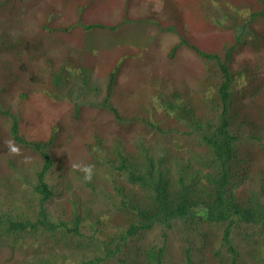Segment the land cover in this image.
Wrapping results in <instances>:
<instances>
[{
  "label": "trees",
  "instance_id": "obj_1",
  "mask_svg": "<svg viewBox=\"0 0 264 264\" xmlns=\"http://www.w3.org/2000/svg\"><path fill=\"white\" fill-rule=\"evenodd\" d=\"M23 1L0 0L6 16L0 54L13 52L16 65L38 84L31 61L44 55L57 30L75 24L53 22V2L42 10L40 0H28L25 11ZM63 1L68 11L84 5ZM205 4L230 33L211 50L180 36L168 53L185 46L200 59L204 74L195 87L153 77L151 91H139L124 107L109 97V73L107 96L91 104L111 112L117 125L111 137L95 124L64 135L56 115L35 102L13 111L0 100L7 122L0 124V242L19 250L0 264H264V74L247 60L233 65L242 48L264 45V0ZM6 13L18 19L13 35ZM32 30L35 40L27 33ZM47 33L53 37L46 40ZM0 61L8 77L12 63ZM46 61L44 96L66 100L77 69L67 60ZM19 96L29 99L25 91ZM78 143L82 154L71 163Z\"/></svg>",
  "mask_w": 264,
  "mask_h": 264
},
{
  "label": "rangeland",
  "instance_id": "obj_2",
  "mask_svg": "<svg viewBox=\"0 0 264 264\" xmlns=\"http://www.w3.org/2000/svg\"><path fill=\"white\" fill-rule=\"evenodd\" d=\"M27 1L24 0L22 5ZM227 1L233 0H82L80 2H84L83 7L79 10L74 7L68 11L63 9V0H40L42 10L53 2V6H48L53 22L58 21L57 24L62 28L74 24L75 26L66 32L57 30L47 50H43L44 55L39 59L34 57L37 60L31 61V69L35 67L34 74L39 76V79H36L38 84L32 82L29 75L20 70L13 52L0 54V59L5 58L12 63L7 77L3 71L4 64L0 61V100L4 102L2 108L20 111L24 104L26 108H30L32 103L29 102H35L34 106L37 104L50 116L56 115L64 126V135L95 124L102 128L104 135L111 137L109 132L117 129L111 112L106 107L99 105L100 108L91 104H99L107 96L109 73H114L109 97L114 101H123L124 107H128L130 101L136 100L142 91H151L153 77L164 82L179 83L185 80L190 88L195 87L204 74L200 59L185 46L178 48L171 57L168 53L180 36L204 50L217 47L222 41L220 38L223 39L231 29L219 26L217 21L211 19V10L206 9L205 2L217 4ZM25 4L19 8L25 10ZM46 14L50 16L47 11ZM5 19L6 16L0 15V24H3ZM9 21L12 26L9 27L8 33L13 35L19 32L18 19L9 17ZM77 22L80 24H76ZM92 23L104 24L107 27L85 29L82 26ZM32 28L37 31L34 23ZM33 30L27 32L31 40L35 34ZM51 37L53 36L47 33L46 40ZM11 43L14 46L16 44L15 41ZM27 44L34 46L31 41ZM23 46L24 44H20L18 48L23 49ZM21 55L23 61L29 59L25 53H20L19 56ZM47 57L53 58L56 66L59 62L67 60L68 63H65L77 69L74 70L71 90L69 93L65 91L66 95L69 94L68 100L59 97L57 101L51 102L44 96V87L50 86ZM243 60L249 61L252 68L264 74V45L254 50L242 48L233 59V65L237 66ZM84 75L88 76V79L85 85H82ZM79 87L82 89L78 92ZM23 91L29 95L28 100L23 101L20 98L19 93ZM74 105L79 106V119L74 118ZM0 124L7 125L1 116ZM41 127H45V120ZM134 131L135 129H132L130 133ZM61 139L63 140V136ZM4 142L9 145V138H5ZM80 145L81 143L75 145L78 151L70 152L71 163L77 162L78 156L82 154ZM56 147L59 151L66 148L64 144ZM64 171L69 172L68 169ZM49 207L52 213L57 208L56 203ZM3 244L0 242V262L6 263L15 259L19 250L17 247L10 249Z\"/></svg>",
  "mask_w": 264,
  "mask_h": 264
},
{
  "label": "clouds",
  "instance_id": "obj_3",
  "mask_svg": "<svg viewBox=\"0 0 264 264\" xmlns=\"http://www.w3.org/2000/svg\"><path fill=\"white\" fill-rule=\"evenodd\" d=\"M83 171L85 172V179H91V174H92L91 166H85L83 168Z\"/></svg>",
  "mask_w": 264,
  "mask_h": 264
}]
</instances>
